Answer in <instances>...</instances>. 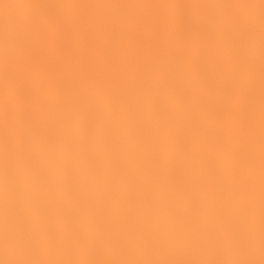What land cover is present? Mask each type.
I'll list each match as a JSON object with an SVG mask.
<instances>
[{
	"label": "snow or ice",
	"instance_id": "1",
	"mask_svg": "<svg viewBox=\"0 0 264 264\" xmlns=\"http://www.w3.org/2000/svg\"><path fill=\"white\" fill-rule=\"evenodd\" d=\"M2 264H264V0H0Z\"/></svg>",
	"mask_w": 264,
	"mask_h": 264
},
{
	"label": "clouds",
	"instance_id": "2",
	"mask_svg": "<svg viewBox=\"0 0 264 264\" xmlns=\"http://www.w3.org/2000/svg\"><path fill=\"white\" fill-rule=\"evenodd\" d=\"M0 254H2V246H0ZM0 264H2V260H0Z\"/></svg>",
	"mask_w": 264,
	"mask_h": 264
}]
</instances>
